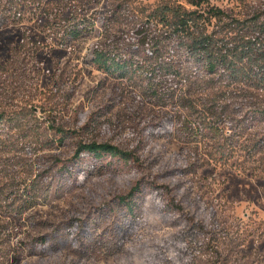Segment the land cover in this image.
<instances>
[{
    "label": "rangeland",
    "instance_id": "374dc122",
    "mask_svg": "<svg viewBox=\"0 0 264 264\" xmlns=\"http://www.w3.org/2000/svg\"><path fill=\"white\" fill-rule=\"evenodd\" d=\"M173 1L193 8L0 0V264H148L171 241L187 251L180 264H264V86L193 66L183 97L197 111L146 92L158 61L133 30ZM208 3L224 11L210 27L230 45L253 15L264 20V0ZM99 51L144 65L107 72ZM92 140L133 157L78 161V143ZM137 182L130 213L118 196ZM148 200L169 206L152 219ZM75 221L83 228L68 234Z\"/></svg>",
    "mask_w": 264,
    "mask_h": 264
},
{
    "label": "trees",
    "instance_id": "16d2710c",
    "mask_svg": "<svg viewBox=\"0 0 264 264\" xmlns=\"http://www.w3.org/2000/svg\"><path fill=\"white\" fill-rule=\"evenodd\" d=\"M205 2L208 0H189L188 3L193 8H187L179 1L159 4L147 14L146 21L133 30V35L146 53L152 54L158 61L154 66L150 63L146 67L147 75H150L146 92L160 103L169 98L175 105L191 108V112L197 111V107L183 95L194 93L193 86L188 82L193 66L204 73L225 74L232 81L250 80L256 86H264V20L259 19L261 15L257 13L247 24L240 25L242 36L233 37L230 45L229 39L219 36L217 30L210 27L212 20L221 19L224 11L209 3L203 7ZM95 57L97 64L104 70L121 75L138 73L144 65L136 60L111 56L102 51L95 54ZM243 61L250 66L249 71L238 65ZM200 104L205 108L204 103ZM213 108L206 106V113L218 117L219 114ZM105 154L118 156L123 160L133 157L131 152L116 145L94 140L79 142L74 157L80 161L84 155L100 159ZM66 170L71 172L72 169ZM139 191L137 182L126 194L118 196L130 213L141 206ZM148 201L150 204V200ZM168 204H150L148 216L154 219L155 211L161 207L168 208ZM82 228L83 225L75 221L69 224L67 233L73 234L76 229ZM40 241L45 245L46 240L40 238ZM167 247H172L175 251H164L163 248ZM157 248L148 257V264H180L187 252L184 251L183 244L181 246L180 242L173 241L161 242Z\"/></svg>",
    "mask_w": 264,
    "mask_h": 264
}]
</instances>
